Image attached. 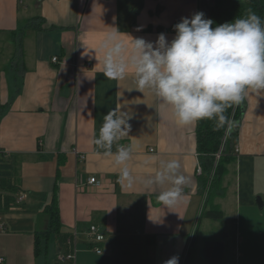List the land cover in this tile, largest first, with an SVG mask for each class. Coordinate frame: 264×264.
Wrapping results in <instances>:
<instances>
[{"label": "crops", "instance_id": "obj_1", "mask_svg": "<svg viewBox=\"0 0 264 264\" xmlns=\"http://www.w3.org/2000/svg\"><path fill=\"white\" fill-rule=\"evenodd\" d=\"M215 1L0 0V153L20 158L22 191L21 208L0 212L1 264H164L173 256L202 264L209 240L224 241L233 264H264V93L241 104L239 153L213 200L232 227L222 229L223 239L205 236L196 263L203 224L205 233L213 229L201 218L207 197L199 192L197 123L179 125L153 93L135 90L132 69L124 80L103 75L99 49L111 27L129 48L131 38L155 42L161 33L170 42L182 18L203 12L210 19ZM115 108L131 116V131L111 151L131 148L133 187L119 181L114 158L93 143ZM173 158L190 181L188 202L166 208L157 197L168 185L149 190L143 182ZM91 178L103 185L91 188ZM55 196L59 232L37 253L36 235L50 226L46 209Z\"/></svg>", "mask_w": 264, "mask_h": 264}, {"label": "clouds", "instance_id": "obj_2", "mask_svg": "<svg viewBox=\"0 0 264 264\" xmlns=\"http://www.w3.org/2000/svg\"><path fill=\"white\" fill-rule=\"evenodd\" d=\"M214 23L197 12L174 26L175 36L170 42L161 33L155 42L131 38L130 48L118 28L111 27L99 49L103 75L124 80L132 69L134 89L153 93L172 109L179 125L212 120L216 130L224 129L228 135L233 126L228 109L242 104L252 93H264V18L249 10L246 17ZM121 109L104 116L93 143L114 158L120 168L119 181L133 187L136 181L128 166L131 148L118 145L115 152L111 151L131 131V116ZM189 183L175 158L161 162L155 176L143 182L149 190L168 185L157 197L166 208L188 202L184 188ZM179 259L173 256L164 264H179Z\"/></svg>", "mask_w": 264, "mask_h": 264}, {"label": "trees", "instance_id": "obj_3", "mask_svg": "<svg viewBox=\"0 0 264 264\" xmlns=\"http://www.w3.org/2000/svg\"><path fill=\"white\" fill-rule=\"evenodd\" d=\"M264 18V0H216L210 10L213 26L233 21L236 17H246L248 11ZM241 111V104L228 109L233 121L232 131L225 135L224 129L216 130L215 121L201 120L197 122V142L200 164L203 168L199 175V192L206 195L207 200L202 212V219L219 222L224 213L213 204V200L222 196L223 178L228 172V165L234 160L237 147V128L235 126ZM223 149V156L217 160L216 154ZM21 160L16 155L0 153V212H8L21 208L18 201L22 191L18 185L19 165ZM50 215V226L46 232L36 235V251L39 253L42 241L51 233L59 232L60 209L57 196L47 207ZM203 255L208 264H233L227 244L222 240H209L205 243Z\"/></svg>", "mask_w": 264, "mask_h": 264}, {"label": "rangeland", "instance_id": "obj_4", "mask_svg": "<svg viewBox=\"0 0 264 264\" xmlns=\"http://www.w3.org/2000/svg\"><path fill=\"white\" fill-rule=\"evenodd\" d=\"M206 223H209V225L211 227H213V229H211L208 233L207 232L205 233L204 231L207 229L208 224H203V227H202L203 234L199 237L198 243L194 249L193 256H192L193 262H196V263H197L198 259L200 260V258L202 256L204 238L209 236V238H211V239H223L224 232L222 231V229H225V228L227 229V228L232 227L230 225V223H227V220L226 221L223 220V221L217 222V223L209 220V222H206ZM202 264H207L206 260H203Z\"/></svg>", "mask_w": 264, "mask_h": 264}, {"label": "built area", "instance_id": "obj_5", "mask_svg": "<svg viewBox=\"0 0 264 264\" xmlns=\"http://www.w3.org/2000/svg\"><path fill=\"white\" fill-rule=\"evenodd\" d=\"M53 63L58 64L59 63L58 58H54L53 59ZM223 152L224 151L222 149L218 154H216L217 160H219L223 156V154H224ZM238 153H239V149H238V147H236L235 148V155L238 154ZM202 173H203V168H202V166H199L198 169H197V174L198 175H202ZM88 183L91 186V188L101 187L103 185L102 181L98 180L97 178H91ZM20 201H22V198L20 199ZM90 232H91L92 235H94L96 242L101 243V242H103L105 240L104 234H102L99 231L98 227L92 226L90 228ZM97 252L98 253H102V251L100 249H97ZM69 258L72 259V258H74V256H70ZM3 261H4V259H0V264L3 263Z\"/></svg>", "mask_w": 264, "mask_h": 264}]
</instances>
